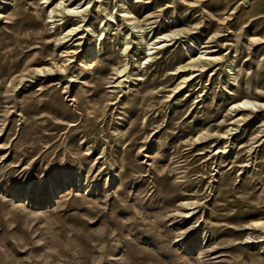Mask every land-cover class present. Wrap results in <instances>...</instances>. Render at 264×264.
Returning <instances> with one entry per match:
<instances>
[{
  "label": "rangeland",
  "instance_id": "1",
  "mask_svg": "<svg viewBox=\"0 0 264 264\" xmlns=\"http://www.w3.org/2000/svg\"><path fill=\"white\" fill-rule=\"evenodd\" d=\"M255 222L264 0H0V264H264Z\"/></svg>",
  "mask_w": 264,
  "mask_h": 264
},
{
  "label": "bare ground",
  "instance_id": "2",
  "mask_svg": "<svg viewBox=\"0 0 264 264\" xmlns=\"http://www.w3.org/2000/svg\"><path fill=\"white\" fill-rule=\"evenodd\" d=\"M249 106V104H248V102H242V103H240L239 104V107L240 108H244V109H251L250 107H248ZM236 108V107H235ZM238 108V107H237ZM254 226L255 227H264V222H255L254 223Z\"/></svg>",
  "mask_w": 264,
  "mask_h": 264
}]
</instances>
